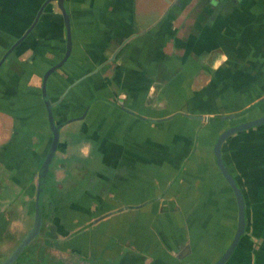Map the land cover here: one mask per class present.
I'll return each mask as SVG.
<instances>
[{
    "label": "crops",
    "instance_id": "obj_1",
    "mask_svg": "<svg viewBox=\"0 0 264 264\" xmlns=\"http://www.w3.org/2000/svg\"><path fill=\"white\" fill-rule=\"evenodd\" d=\"M42 1L0 0V57ZM65 5L72 49L48 79L61 123L43 197L50 237L16 261L212 264L237 222L213 144L225 128L264 114V0ZM64 48L63 18L49 2L0 65L5 253L11 232L23 235L33 221L37 167L51 140L41 76ZM221 154L246 213L224 264H264V122L233 132Z\"/></svg>",
    "mask_w": 264,
    "mask_h": 264
},
{
    "label": "water",
    "instance_id": "obj_2",
    "mask_svg": "<svg viewBox=\"0 0 264 264\" xmlns=\"http://www.w3.org/2000/svg\"><path fill=\"white\" fill-rule=\"evenodd\" d=\"M55 2L57 7L60 10V13L63 18V26H64V35H65V48L63 55L60 59H58L56 62L51 64L49 67L45 69V71L42 73L41 76V97L42 101L45 107L46 111V118H47V125L51 132V140L50 144L43 155L42 159L39 161L36 177H37V183H36V189H35V196H34V210H33V221L29 228L26 230V232L23 234V236L20 238V240L16 243V245L10 250V252L5 256V258L0 262V264H12L19 255L23 252L25 247L40 233L41 224H42V211H43V197H44V191H45V185L47 181L48 173L50 172L51 165L53 163V160L57 154L58 150V143H59V134H60V126L61 123H56L53 113V105L54 101L50 99V96L48 94V79L50 74L59 68L68 58L71 53L72 49V36H71V23H70V16L69 12L65 5V0H43L38 7L31 23L25 28L23 33L17 37L9 46L8 48L3 52V54L0 57V65L5 60V58L8 56V54L19 44L21 43L30 33V31L33 29V27L38 22L44 8L49 2ZM264 99V96L262 97ZM258 101L254 102L250 106H247L243 110H240L239 112L235 113L234 115H241L251 108L255 107L257 105ZM202 120H206V116H198ZM264 122V114L253 118L244 120L241 122H238L236 124H233L224 130H222L214 144H213V152L215 157V163L218 166L219 170L221 171L223 177L228 182V184L231 186L236 203H237V222L236 227L233 233V236L229 242V244L226 246L224 251L221 253V255L212 263V264H224V262L231 256L233 251L235 250L241 236L245 232L246 228V213H245V200L244 196L241 190V187L237 183L235 177L231 174L227 166L225 165L222 154H221V146L222 142L227 138L229 135H231L233 132L238 131L240 129L248 128L251 126L258 125L260 123Z\"/></svg>",
    "mask_w": 264,
    "mask_h": 264
},
{
    "label": "trees",
    "instance_id": "obj_3",
    "mask_svg": "<svg viewBox=\"0 0 264 264\" xmlns=\"http://www.w3.org/2000/svg\"><path fill=\"white\" fill-rule=\"evenodd\" d=\"M47 87H48V85H47ZM48 94H49V91H48ZM49 96H50V94H49ZM51 98V97H50ZM211 119H215V117H212ZM50 173L51 172H49L48 173V176H47V181H48V177H49V175H50ZM47 181H46V183H47ZM46 186V185H45ZM44 193H45V191H44ZM43 218H44V213H43V211H42V224H41V229H40V233H39V235H37L26 247H25V249L23 250V252L28 248V247H30L31 246V244L32 243H34L36 240H37V238H41V237H43V238H45V237H50L49 235H48V229L46 230L45 229V226H44V221H43ZM11 232V231H10ZM22 234H16L14 231H12L11 232V234H10V237H12V242H11V244H10V246H9V248H8V252H6V253H2V257H0V262L5 258V256L10 252V250L16 245V243L20 240V238L23 236H21ZM4 236H6L5 234H3V238H4ZM22 252V253H23ZM21 253V254H22ZM20 254V255H21ZM19 255V256H20ZM19 258V257H18ZM17 260V259H16ZM15 260V261H16ZM14 263V262H13ZM12 263V264H13Z\"/></svg>",
    "mask_w": 264,
    "mask_h": 264
},
{
    "label": "rangeland",
    "instance_id": "obj_4",
    "mask_svg": "<svg viewBox=\"0 0 264 264\" xmlns=\"http://www.w3.org/2000/svg\"><path fill=\"white\" fill-rule=\"evenodd\" d=\"M5 173H6V171H5V169L3 168V165L1 164L0 165V190L2 189V188H4L5 186H4V182H3V180H2V178H4L5 177ZM3 218H5V214L3 213V212H0V240L3 238L2 236H3V228H1L2 227V220H3ZM20 224V223H19ZM2 243V242H1ZM18 259V258H17ZM35 262V261H34ZM28 264H30V262H27ZM36 263V262H35ZM35 263H32V264H35ZM13 264H21L20 263V259H19V262L18 261H14V263Z\"/></svg>",
    "mask_w": 264,
    "mask_h": 264
},
{
    "label": "flooded vegetation",
    "instance_id": "obj_5",
    "mask_svg": "<svg viewBox=\"0 0 264 264\" xmlns=\"http://www.w3.org/2000/svg\"><path fill=\"white\" fill-rule=\"evenodd\" d=\"M30 23H31V22H30ZM24 30H25V29H24ZM22 33H23V32H22ZM22 33H21V34H22ZM21 34H20V35H21ZM20 35H19V36H20ZM19 36H18V37H19ZM15 39H16V38H15ZM48 67H49V66H48ZM44 71H45V70H44ZM4 248H5L4 245H2V243H0V257H2V253H3V252L5 253V251H6V250H3Z\"/></svg>",
    "mask_w": 264,
    "mask_h": 264
}]
</instances>
